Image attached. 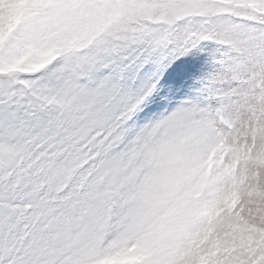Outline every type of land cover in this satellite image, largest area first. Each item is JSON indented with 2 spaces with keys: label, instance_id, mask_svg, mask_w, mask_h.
Here are the masks:
<instances>
[{
  "label": "snow or ice",
  "instance_id": "1",
  "mask_svg": "<svg viewBox=\"0 0 264 264\" xmlns=\"http://www.w3.org/2000/svg\"><path fill=\"white\" fill-rule=\"evenodd\" d=\"M0 264H264V0H0Z\"/></svg>",
  "mask_w": 264,
  "mask_h": 264
}]
</instances>
